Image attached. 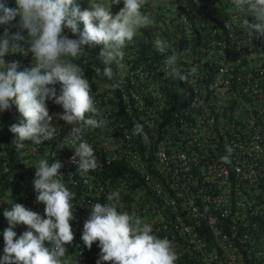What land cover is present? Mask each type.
Listing matches in <instances>:
<instances>
[{
    "label": "built area",
    "instance_id": "obj_1",
    "mask_svg": "<svg viewBox=\"0 0 264 264\" xmlns=\"http://www.w3.org/2000/svg\"><path fill=\"white\" fill-rule=\"evenodd\" d=\"M146 7L163 29L172 28L176 44L156 58L128 51L124 67L115 68L114 89L86 77L107 120L106 128L83 136L98 165L87 184L71 162L74 146L64 141L71 125L56 127V141L16 150L9 127L19 120L9 124L6 111L0 114V231L10 201L43 216L32 180L36 161L47 158L62 162L60 173L76 193L68 264H96L98 242L88 249L80 237L91 205L110 203L109 195L118 210L135 213L172 242L176 264H264V37L243 33L235 19L242 13L229 0H146ZM173 50L186 81L166 74ZM22 60V67L32 62L30 55ZM136 123L146 139L132 134ZM226 146L233 148L230 163L221 160ZM25 230L14 229L17 236Z\"/></svg>",
    "mask_w": 264,
    "mask_h": 264
},
{
    "label": "clouds",
    "instance_id": "obj_2",
    "mask_svg": "<svg viewBox=\"0 0 264 264\" xmlns=\"http://www.w3.org/2000/svg\"><path fill=\"white\" fill-rule=\"evenodd\" d=\"M181 2L187 4V0ZM229 2L233 11L242 13L235 19L244 34L264 37V0ZM87 5L82 10L80 0H0V114L15 105L22 117L9 127L11 145L22 150L26 143L40 146L56 141L58 129L51 123L55 116L72 126L64 141L74 146L71 162L85 184L87 174L98 165L93 147L83 136L89 130L106 128L107 120L95 104L78 59L88 56L98 61L103 76L111 81L116 66L124 67L128 51L138 59L156 58L176 44L172 28L165 30L157 24L156 13L146 7V0H87ZM146 43H151L149 51L144 50ZM101 45L93 57L92 49ZM17 54L30 55L31 64L22 67L19 60L8 61ZM164 65L171 80H187L174 50ZM105 86L114 89L118 85ZM47 101L59 105L62 113L50 115ZM132 134L147 138L140 123L133 126ZM232 152L226 146L221 160L230 163ZM62 166L60 160L50 163L47 158L38 159L34 166L32 186L36 202L44 206L43 216L11 201V207L2 211L7 227L0 231V264H68L65 245L74 239L70 221L76 193L67 187L60 173ZM107 199L110 203L91 205L80 237L88 249L98 242L96 264H176L177 253L168 238L156 236L152 225L135 213L118 210L114 195ZM18 225L27 228L19 236L14 231Z\"/></svg>",
    "mask_w": 264,
    "mask_h": 264
},
{
    "label": "trees",
    "instance_id": "obj_3",
    "mask_svg": "<svg viewBox=\"0 0 264 264\" xmlns=\"http://www.w3.org/2000/svg\"><path fill=\"white\" fill-rule=\"evenodd\" d=\"M80 6H81L82 10L84 8H86L88 6L87 5V0H80ZM13 30H15V29H13ZM2 31L3 30L0 29V32H2ZM65 31L67 32V30H65ZM68 34H69V36L71 38H75V37L71 36V33H68ZM150 46H151V43L143 44L144 50H146V51H149ZM101 48H102V45L101 46H97L96 48L92 49V56L94 57L95 55H97L99 53V51L101 50ZM15 60H19L21 62V64L23 63V60H22L21 56L15 58ZM78 63L81 64V62L79 60H78ZM81 65L84 67L85 77H88V78L92 79V81H93L92 83L93 84H95L94 81L95 82L98 81V82H101L105 86L106 83L107 84H112V82H114V78H113V80L109 81L103 76V74H102L103 65L99 64L98 61H94L93 60L92 63L89 64V65H83V64H81ZM97 67L101 68V72L99 74L96 72V68ZM56 87H57V89L59 88L58 85ZM46 103H47L50 115H52L53 113H61V111L59 109V105H55L54 103H52V101H47ZM6 115H7L9 124H12L15 119H18L19 121L22 119V117L20 116L19 112L17 111L15 105L10 106V108L6 111ZM51 123L55 127H58L60 125L65 124L64 121L57 119L55 116L53 117V120H52Z\"/></svg>",
    "mask_w": 264,
    "mask_h": 264
},
{
    "label": "crops",
    "instance_id": "obj_4",
    "mask_svg": "<svg viewBox=\"0 0 264 264\" xmlns=\"http://www.w3.org/2000/svg\"><path fill=\"white\" fill-rule=\"evenodd\" d=\"M119 11V9L118 10H116V12H118Z\"/></svg>",
    "mask_w": 264,
    "mask_h": 264
}]
</instances>
